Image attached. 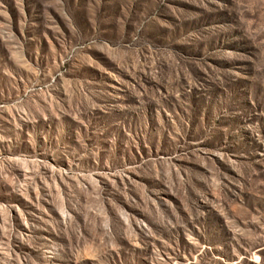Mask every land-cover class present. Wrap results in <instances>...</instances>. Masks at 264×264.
<instances>
[{
    "label": "rangeland",
    "instance_id": "rangeland-1",
    "mask_svg": "<svg viewBox=\"0 0 264 264\" xmlns=\"http://www.w3.org/2000/svg\"><path fill=\"white\" fill-rule=\"evenodd\" d=\"M0 264H264V0H0Z\"/></svg>",
    "mask_w": 264,
    "mask_h": 264
},
{
    "label": "bare ground",
    "instance_id": "bare-ground-1",
    "mask_svg": "<svg viewBox=\"0 0 264 264\" xmlns=\"http://www.w3.org/2000/svg\"><path fill=\"white\" fill-rule=\"evenodd\" d=\"M50 253H51V251H50ZM49 257L51 258V255H48V258H49Z\"/></svg>",
    "mask_w": 264,
    "mask_h": 264
}]
</instances>
